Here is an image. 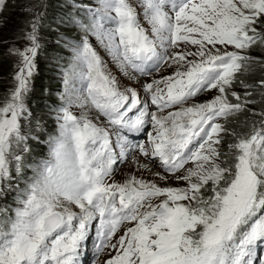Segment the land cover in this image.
Returning <instances> with one entry per match:
<instances>
[{"label": "snow or ice", "instance_id": "6c2138e0", "mask_svg": "<svg viewBox=\"0 0 264 264\" xmlns=\"http://www.w3.org/2000/svg\"><path fill=\"white\" fill-rule=\"evenodd\" d=\"M9 4L0 264H264V0Z\"/></svg>", "mask_w": 264, "mask_h": 264}, {"label": "trees", "instance_id": "16d2710c", "mask_svg": "<svg viewBox=\"0 0 264 264\" xmlns=\"http://www.w3.org/2000/svg\"><path fill=\"white\" fill-rule=\"evenodd\" d=\"M13 3H15V0H12ZM85 2H89V0H86ZM4 16L5 17H10L13 21L12 24H14L15 22H18V24H16V27H14V30L12 31L10 30H5L6 35L3 39H0L1 41L3 40H8L10 43L12 42V38L16 35V31L15 29H17L19 27L20 24L23 23L19 12L17 10H13L11 4H9L8 8L5 10L4 12ZM11 21V22H12ZM11 24V26H12ZM10 26V27H11ZM47 37L49 38H54L55 34L54 33H44ZM18 47H22L23 43L22 42H18L17 43ZM8 47L7 44H3L0 45V99L3 98L4 94L7 92L8 87L11 86V74L13 72V62H14V58H9V57H5L3 56V51ZM59 51V49L56 48V46L54 44H50L48 45L47 49L45 50V53H42L40 55V57H38L37 63H38V75L35 78V92L32 96V101L38 103L39 101H41L42 99V95L44 94V89H52L53 86L57 85L56 81L53 79L52 77V67H53V63L51 61V59H49L50 57L54 56L56 54V52ZM49 57V58H46ZM249 81H252L254 79H256V76H249L247 78ZM37 84L40 86L38 87V90L36 89ZM238 91H240V89H237ZM46 97V96H45ZM255 99H259V96H256ZM255 108L259 109L260 107H264V105L262 104H257L254 105ZM244 117H240V120H243ZM230 127H236V124H230ZM37 151H39V149H37ZM11 198L8 199V201H0V205L10 202Z\"/></svg>", "mask_w": 264, "mask_h": 264}, {"label": "rangeland", "instance_id": "374dc122", "mask_svg": "<svg viewBox=\"0 0 264 264\" xmlns=\"http://www.w3.org/2000/svg\"><path fill=\"white\" fill-rule=\"evenodd\" d=\"M86 1V0H85ZM4 18L7 20V23H6V25L2 28V29H0V39H3L4 37H5V35H6V32L7 31H5V30H14V27H16V24H18V22H15L14 24H12L13 23V21L12 20H10V19H12L11 18V16L8 18V17H5L4 16ZM12 21V22H11ZM11 24H12V26H11ZM11 26V27H10ZM1 41V40H0ZM53 65V64H52ZM110 66V69L115 73V74H117V75H119L118 73H117V70L115 69V67L114 66H112V65H109ZM52 77H53V79L56 81V83H57V85H55V86H53V88L52 89H50L52 92H53V94H55V92H56V90L60 87V85H59V83H58V80H57V76H56V71H55V69H54V67H52ZM170 71V70H169ZM162 74H164V75H166V74H168L167 72H162ZM122 79V82L123 83H128V81H126L125 79H123V78H121ZM40 86V84L38 85L37 84V90H38V87ZM42 86V85H41ZM40 86V87H41ZM47 97H45V94H43L42 95V99H46ZM207 98H209L207 95H201L200 97H199V99H201V100H203V99H207ZM41 99V100H42ZM51 127H53V125H51L50 124V128ZM132 158H131V156L128 158V162L127 163H125V164H123V165H120V166H118V168H117V171L115 172V174H114V179L115 180H117V181H120V182H122L123 181V179L130 173V172H132L133 170H134V166L132 165ZM30 174V173H29ZM139 174H141V173H139V172H137V175H139ZM145 175H147V174H145ZM149 178H150V176H149ZM171 182V181H170ZM9 198H11V197H9ZM105 259H107V255L106 254H104V253H102V254H100V256L97 258V263H95V264H103V261L105 260Z\"/></svg>", "mask_w": 264, "mask_h": 264}]
</instances>
